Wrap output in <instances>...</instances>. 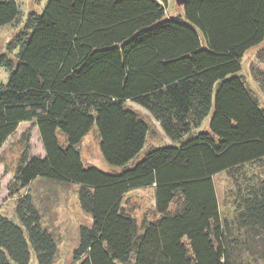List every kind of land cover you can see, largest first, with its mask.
<instances>
[{"label":"trees","instance_id":"trees-1","mask_svg":"<svg viewBox=\"0 0 264 264\" xmlns=\"http://www.w3.org/2000/svg\"><path fill=\"white\" fill-rule=\"evenodd\" d=\"M181 7L189 23L166 17L163 0H47L0 54V149L30 122L0 202V264H253L241 249L257 237L264 257V175L253 167L264 107L240 74L264 42V0ZM18 15L0 0V28ZM128 102L171 142L132 164L150 127ZM32 128L42 158L29 156ZM92 130L117 170L84 164ZM132 192L153 219L133 217Z\"/></svg>","mask_w":264,"mask_h":264},{"label":"rangeland","instance_id":"rangeland-1","mask_svg":"<svg viewBox=\"0 0 264 264\" xmlns=\"http://www.w3.org/2000/svg\"><path fill=\"white\" fill-rule=\"evenodd\" d=\"M19 7L18 18L0 28V54L5 52L8 44L16 42V36L22 29H27L32 14H40L43 6L47 0H14ZM165 7V16L172 18H180L183 22L189 23L183 15L181 6H177L174 0H163ZM242 70L240 74L246 86L251 89L259 103L264 107V42L249 49L243 59L241 60ZM8 73L0 70V87L7 81ZM127 105L133 108L141 117H143L149 124V132L146 137L145 144L140 152L130 161L129 164L136 162L150 149L155 146H163L170 144V140L164 136L156 121L140 106L128 102ZM30 122H21L16 131L7 138L0 149V202H2L7 195L5 184L12 172L15 169L18 155L21 151L22 141L21 136L29 127ZM208 127V117H206L200 126L195 129V132H200ZM62 138V137H61ZM63 139V138H62ZM79 150L82 155L84 164L94 165L102 170L110 171L117 170L109 166L102 158L99 147L98 137L94 130L90 131L80 142ZM29 156L30 157H44V152L39 139V134L36 128L30 131L29 139ZM262 164V165H261ZM254 170L260 171L264 175V162L253 165ZM2 171L8 172V176H4ZM218 195L221 199L224 195L228 198L225 201L223 197L222 206L220 207L222 216L231 220L233 215V204L231 197L228 196L229 185L225 179L224 174L217 177ZM228 186V187H227ZM150 203L144 200L140 194L136 192L130 193L127 209L132 213L133 217L140 223L143 219H153L155 214L151 210ZM243 236V232H241ZM262 240L260 237L250 238L248 246L242 247V256L247 257L253 264H264V257L261 253Z\"/></svg>","mask_w":264,"mask_h":264},{"label":"water","instance_id":"water-1","mask_svg":"<svg viewBox=\"0 0 264 264\" xmlns=\"http://www.w3.org/2000/svg\"><path fill=\"white\" fill-rule=\"evenodd\" d=\"M174 1H175V4H176L177 6H182V5H184L185 2H186V0H174Z\"/></svg>","mask_w":264,"mask_h":264}]
</instances>
